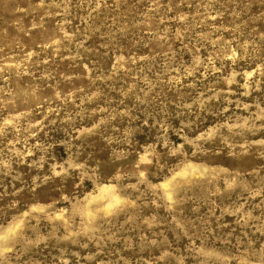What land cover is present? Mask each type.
<instances>
[{
  "label": "rangeland",
  "instance_id": "obj_1",
  "mask_svg": "<svg viewBox=\"0 0 264 264\" xmlns=\"http://www.w3.org/2000/svg\"><path fill=\"white\" fill-rule=\"evenodd\" d=\"M0 264H264V0H0Z\"/></svg>",
  "mask_w": 264,
  "mask_h": 264
}]
</instances>
